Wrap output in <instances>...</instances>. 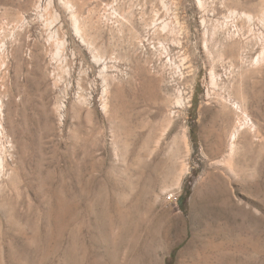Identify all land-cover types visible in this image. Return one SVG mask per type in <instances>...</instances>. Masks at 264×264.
Here are the masks:
<instances>
[{"label": "rangeland", "instance_id": "obj_1", "mask_svg": "<svg viewBox=\"0 0 264 264\" xmlns=\"http://www.w3.org/2000/svg\"><path fill=\"white\" fill-rule=\"evenodd\" d=\"M0 61V264H264V0L0 3Z\"/></svg>", "mask_w": 264, "mask_h": 264}, {"label": "bare ground", "instance_id": "obj_2", "mask_svg": "<svg viewBox=\"0 0 264 264\" xmlns=\"http://www.w3.org/2000/svg\"><path fill=\"white\" fill-rule=\"evenodd\" d=\"M15 0H0V3L2 4H7V3H13ZM67 2V1H66ZM69 2V1H68ZM49 4H51V2H48ZM48 4V5H49ZM61 4V3H60ZM64 4V3H63ZM61 4V5H63ZM71 5V3H70ZM64 6V5H63ZM66 6V5H65ZM69 6V5H67ZM49 7V6H48ZM74 8V6H73ZM46 9V8H45ZM68 9V8H66ZM56 10V9H55ZM54 10V11H55ZM73 10V9H72ZM66 11V10H65ZM74 11V10H73ZM48 12V11H47ZM56 12V11H55ZM73 14V13H72ZM71 14V15H72ZM75 15V14H74ZM73 16V15H72ZM71 17V16H70ZM75 17V16H74ZM77 17V16H76ZM40 18V17H39ZM72 18V17H71ZM52 19V18H51ZM74 19V18H73ZM59 20V19H58ZM76 20V19H75ZM54 22V21H53ZM70 22H71V19H70ZM74 23V22H73ZM45 24V23H44ZM72 24V23H71ZM55 25V24H54ZM80 28V27H79ZM54 29V28H53ZM75 30L77 32V26L75 25ZM80 31V29H79ZM75 32V33H76ZM85 32V31H84ZM83 34V33H82ZM56 36V35H55ZM85 36V35H84ZM49 38V37H48ZM58 40V39H56ZM82 40V39H81ZM49 41V40H48ZM89 41V40H88ZM59 42V40H58ZM63 42V41H62ZM57 43V42H56ZM18 45V44H17ZM59 45V44H58ZM57 45V46H58ZM58 51V50H57ZM60 51V50H59ZM57 53V52H56ZM58 54V53H57ZM1 62V61H0ZM2 81V80H1ZM10 87V86H9ZM2 90V89H1ZM11 91V89H10ZM9 89L7 87L4 86V91L1 92V94H8L9 92ZM29 91H38V86L37 84H32L31 88ZM10 95H13L12 92L9 93ZM1 96V95H0ZM4 96V95H3ZM2 97V96H1ZM28 101H29V111L26 112L24 110H19L17 112V115H18V118H19V122L21 123H26V122H29L31 124L30 126V129L28 131L29 135L31 137H43L44 135L46 134H49L51 133V130H48V131H38L37 128H38V124L39 122H42L43 124H47L49 122L48 120V113L46 112V110L44 109L43 106L39 107L37 106L36 104V98L33 97V96H30L28 97ZM4 105V104H2ZM3 110V109H2ZM234 135V134H233ZM20 137V135H19Z\"/></svg>", "mask_w": 264, "mask_h": 264}, {"label": "trees", "instance_id": "obj_3", "mask_svg": "<svg viewBox=\"0 0 264 264\" xmlns=\"http://www.w3.org/2000/svg\"><path fill=\"white\" fill-rule=\"evenodd\" d=\"M181 202H182V199H181ZM173 254H174V249H173V251L171 252L169 258H172V257H173Z\"/></svg>", "mask_w": 264, "mask_h": 264}]
</instances>
